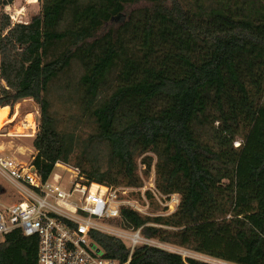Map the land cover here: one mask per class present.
Here are the masks:
<instances>
[{
    "label": "trees",
    "instance_id": "16d2710c",
    "mask_svg": "<svg viewBox=\"0 0 264 264\" xmlns=\"http://www.w3.org/2000/svg\"><path fill=\"white\" fill-rule=\"evenodd\" d=\"M15 1L0 0V106L38 107L39 180L63 165L88 187L128 188L146 213L122 207L110 225L264 264V0H40L12 25L2 12ZM152 172L162 203L178 197L170 213L141 194ZM90 236L120 264H211ZM38 244L18 229L1 236L0 264H39Z\"/></svg>",
    "mask_w": 264,
    "mask_h": 264
},
{
    "label": "built area",
    "instance_id": "2783aa9c",
    "mask_svg": "<svg viewBox=\"0 0 264 264\" xmlns=\"http://www.w3.org/2000/svg\"><path fill=\"white\" fill-rule=\"evenodd\" d=\"M2 14L8 16L12 25L21 23L14 20L9 6L3 9ZM8 86L7 81L0 80V88ZM0 179L4 190L0 194V237L16 229L25 236H37L39 264H120L104 258L100 247L90 236L92 231L122 240L131 253L138 245L155 246L140 230L125 231L106 224L119 217L122 207L146 213L137 204L122 201L120 195L124 194L123 191L133 190L99 185L88 187L81 183L82 178L77 172L75 178H70L69 191L57 173L42 183L31 164L19 163L4 155L1 147ZM4 183L13 188L20 201H6L8 191ZM93 186L104 189V194L91 193ZM146 190L155 195L161 206L168 207L167 201L162 203L154 189H141L143 197ZM177 203L176 200V206ZM125 264H129V260Z\"/></svg>",
    "mask_w": 264,
    "mask_h": 264
},
{
    "label": "rangeland",
    "instance_id": "374dc122",
    "mask_svg": "<svg viewBox=\"0 0 264 264\" xmlns=\"http://www.w3.org/2000/svg\"><path fill=\"white\" fill-rule=\"evenodd\" d=\"M11 14L14 15V20L26 23L31 16L37 15L40 11V0H16L11 6H9ZM132 8H128L127 11ZM119 20L112 21L109 26L114 27L119 24ZM9 111L6 116V119L3 121L2 126L0 127V147L4 155L13 158H16V161L19 163H27L30 164L31 156L34 154V150L32 147L31 139L37 132V115H38V107L31 100H24L18 102L14 105L13 109L8 106ZM30 112L33 114L34 118L31 120V114H25ZM31 136V138H30ZM142 169V167H140ZM54 173H57L62 177V184L66 186V190L69 191V186L71 185L70 178L76 177V172L71 168H66V166L57 165ZM1 181V179H0ZM5 189H7L9 197L6 199L7 202L15 201L18 197L12 190L13 188L4 183ZM144 189H154V175L153 172L150 174L149 178L144 181ZM105 192L104 189L98 188L97 186H93L91 189V193L103 195ZM124 194H121L120 197L125 203H134L139 206L142 212H145V208H141V206L137 203L138 201L134 200L130 191H123ZM176 200L178 201L177 196H172L171 200L167 201L168 207L166 213L172 212L176 208ZM175 201V202H174ZM110 225L109 223H106ZM118 230V229H116ZM151 244L163 248L168 251H172L178 254H181L183 257H191L197 260L205 261L211 264H226L220 261H216L210 258H206L204 256L192 254L189 252H185L183 250H179L177 248L160 244L154 240L150 241Z\"/></svg>",
    "mask_w": 264,
    "mask_h": 264
},
{
    "label": "bare ground",
    "instance_id": "6f19581e",
    "mask_svg": "<svg viewBox=\"0 0 264 264\" xmlns=\"http://www.w3.org/2000/svg\"><path fill=\"white\" fill-rule=\"evenodd\" d=\"M8 111H9V109H8V106L6 103H4L0 106V127L2 126L3 121L6 119ZM29 114H31V113H29ZM30 118H31V120H33V118H34L33 114H31ZM30 138H31V136H30Z\"/></svg>",
    "mask_w": 264,
    "mask_h": 264
},
{
    "label": "crops",
    "instance_id": "0c3cea01",
    "mask_svg": "<svg viewBox=\"0 0 264 264\" xmlns=\"http://www.w3.org/2000/svg\"><path fill=\"white\" fill-rule=\"evenodd\" d=\"M7 106H9V105H7ZM9 108V107H8ZM10 109V108H9ZM30 112H28V113H25L26 115L27 114H29ZM34 116V115H33ZM34 138V136L31 138V139H33ZM11 157H13L12 159H14V160H16V158L14 157V156H11Z\"/></svg>",
    "mask_w": 264,
    "mask_h": 264
}]
</instances>
